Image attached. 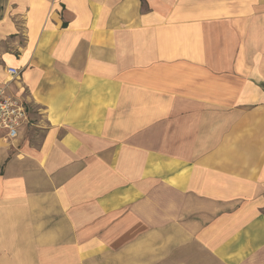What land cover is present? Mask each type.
Returning <instances> with one entry per match:
<instances>
[{"label":"crops","instance_id":"0c3cea01","mask_svg":"<svg viewBox=\"0 0 264 264\" xmlns=\"http://www.w3.org/2000/svg\"><path fill=\"white\" fill-rule=\"evenodd\" d=\"M0 87V264H264V0H0Z\"/></svg>","mask_w":264,"mask_h":264},{"label":"built area","instance_id":"2783aa9c","mask_svg":"<svg viewBox=\"0 0 264 264\" xmlns=\"http://www.w3.org/2000/svg\"><path fill=\"white\" fill-rule=\"evenodd\" d=\"M11 80L19 78V71L7 70ZM30 123L29 107L19 98L6 95L5 89L0 87V134L6 140H15L19 130Z\"/></svg>","mask_w":264,"mask_h":264}]
</instances>
